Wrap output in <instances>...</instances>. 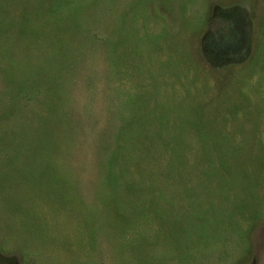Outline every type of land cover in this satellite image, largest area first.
<instances>
[{"label":"rangeland","instance_id":"1","mask_svg":"<svg viewBox=\"0 0 264 264\" xmlns=\"http://www.w3.org/2000/svg\"><path fill=\"white\" fill-rule=\"evenodd\" d=\"M0 264H264V0H0Z\"/></svg>","mask_w":264,"mask_h":264}]
</instances>
